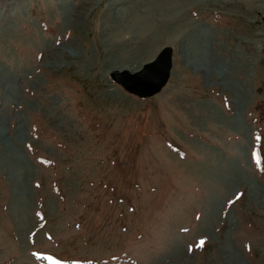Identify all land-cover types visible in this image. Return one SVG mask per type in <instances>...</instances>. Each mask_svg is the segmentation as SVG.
<instances>
[{
  "label": "rangeland",
  "instance_id": "obj_1",
  "mask_svg": "<svg viewBox=\"0 0 264 264\" xmlns=\"http://www.w3.org/2000/svg\"><path fill=\"white\" fill-rule=\"evenodd\" d=\"M0 264H264V0H0Z\"/></svg>",
  "mask_w": 264,
  "mask_h": 264
},
{
  "label": "water",
  "instance_id": "obj_2",
  "mask_svg": "<svg viewBox=\"0 0 264 264\" xmlns=\"http://www.w3.org/2000/svg\"><path fill=\"white\" fill-rule=\"evenodd\" d=\"M173 49L163 48L156 58L134 73L114 71L110 78L129 94L146 99L159 93L167 84L172 69Z\"/></svg>",
  "mask_w": 264,
  "mask_h": 264
},
{
  "label": "bare ground",
  "instance_id": "obj_3",
  "mask_svg": "<svg viewBox=\"0 0 264 264\" xmlns=\"http://www.w3.org/2000/svg\"><path fill=\"white\" fill-rule=\"evenodd\" d=\"M142 19V18H141ZM147 21V20H146ZM133 29H134V27H133ZM130 31H131V29H130ZM134 32V31H133ZM196 59V58H195ZM189 62L190 63H192V65H194L196 68H203V66H202V64L201 63H198V62H196V61H193L191 58L189 59ZM121 71V70H120ZM14 155L16 156V159H15V157H13V162L14 163H16L17 165L16 166H18V169L20 170V171H22L23 169H25V166L26 165H24L25 163L23 162L22 163V156H20V155H18L16 152H14ZM12 161V160H11ZM12 162V163H13ZM13 165V164H12ZM14 166V168H16L17 169V167H15V165H13ZM12 167L10 166V171L12 170V173H13V171H15L16 169H14L13 170V168L11 169ZM17 174V173H16ZM14 175H15V173H14ZM16 178H17V176H15ZM18 180V179H17ZM15 184H16V182H15ZM17 185V184H16ZM17 189V188H16ZM19 189V188H18ZM17 197V196H16ZM19 197V196H18ZM20 199H21V197H20ZM19 199V200H20ZM22 200V199H21ZM18 201V200H17ZM22 205V204H21ZM20 205V206H21ZM22 208V207H21ZM18 209V208H17ZM20 211V210H19ZM24 211V210H23ZM18 218V217H17ZM22 222V221H21ZM24 222V221H23Z\"/></svg>",
  "mask_w": 264,
  "mask_h": 264
}]
</instances>
